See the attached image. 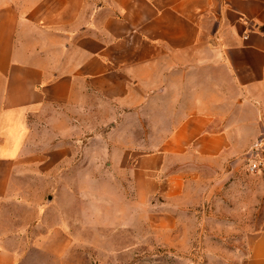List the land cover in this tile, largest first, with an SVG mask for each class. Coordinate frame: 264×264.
Listing matches in <instances>:
<instances>
[{"label":"crops","instance_id":"obj_1","mask_svg":"<svg viewBox=\"0 0 264 264\" xmlns=\"http://www.w3.org/2000/svg\"><path fill=\"white\" fill-rule=\"evenodd\" d=\"M258 142L261 156L264 0H0V264L87 252L76 205L28 199L17 176L84 190L85 220L95 196L141 220L194 172H246ZM246 245L240 264H264V227Z\"/></svg>","mask_w":264,"mask_h":264},{"label":"rangeland","instance_id":"obj_2","mask_svg":"<svg viewBox=\"0 0 264 264\" xmlns=\"http://www.w3.org/2000/svg\"><path fill=\"white\" fill-rule=\"evenodd\" d=\"M17 177L15 182L28 199L40 202L52 193L67 216L70 202L76 205L79 215L73 214L76 219L69 225L78 230V244L87 248L78 254V264H240L247 254L246 237L264 227V176L239 168L231 175L215 176L207 170L190 174L187 186L175 197L155 198L134 215L141 220L131 219V214L118 219L122 199L117 196L109 201L95 196V218L85 220L80 195L84 190L43 189V180L34 174ZM103 206H108L107 212ZM57 208L54 204L46 209V225L55 223Z\"/></svg>","mask_w":264,"mask_h":264},{"label":"built area","instance_id":"obj_3","mask_svg":"<svg viewBox=\"0 0 264 264\" xmlns=\"http://www.w3.org/2000/svg\"><path fill=\"white\" fill-rule=\"evenodd\" d=\"M262 147V142L255 143L253 149L248 153L249 159L247 161L246 170L250 174H257L264 169V155L260 156L258 150Z\"/></svg>","mask_w":264,"mask_h":264}]
</instances>
